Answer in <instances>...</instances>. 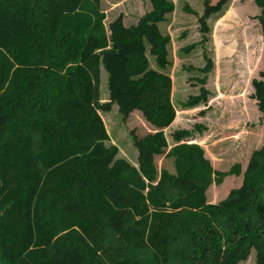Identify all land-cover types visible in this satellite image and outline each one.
I'll use <instances>...</instances> for the list:
<instances>
[{"label":"trees","instance_id":"trees-1","mask_svg":"<svg viewBox=\"0 0 264 264\" xmlns=\"http://www.w3.org/2000/svg\"><path fill=\"white\" fill-rule=\"evenodd\" d=\"M99 1L0 0V264H239L251 252L264 264V145L245 169L224 171L198 143L180 142L186 129L169 147L176 109L161 26L175 5L128 0L126 12L106 14ZM231 1L204 0L197 43ZM255 3L264 32V0ZM105 62L123 116L136 110L152 126L131 130L136 165L99 113L111 109L99 96ZM211 68L208 59L199 70ZM205 80L182 107L207 102ZM252 87L264 112V63ZM229 175L241 184L207 202L208 187Z\"/></svg>","mask_w":264,"mask_h":264},{"label":"rangeland","instance_id":"rangeland-1","mask_svg":"<svg viewBox=\"0 0 264 264\" xmlns=\"http://www.w3.org/2000/svg\"><path fill=\"white\" fill-rule=\"evenodd\" d=\"M170 1L175 9L169 22L162 24L161 30L171 37V65L165 73L172 79L176 115L175 124L165 130L166 137L171 144L174 142L173 132L186 129L189 135L181 141L200 143L214 169L228 170L235 162L245 169L252 151L264 145V112L258 110L252 97V79L259 76L264 63V32L257 21L260 8L255 0H232L206 21V40L197 43L204 36L199 22L204 0ZM209 1L210 5L217 2ZM128 5H131L128 0L99 1L100 11L106 14L117 9L126 12ZM192 44L197 46L189 52L183 51ZM114 56L118 60L123 59L119 53ZM208 59L212 62L211 71L203 73L199 69L206 66ZM151 64L158 69L152 61ZM111 68L106 62L100 67V101H111V109L99 110V113L110 142L117 145L120 156L136 163L138 153L131 130L140 135L152 131V126L136 110H127L130 111L129 116H123L119 101L111 98L108 83ZM204 76V86L210 92L207 102L182 107L181 102L200 92L202 83L199 80ZM118 87L122 92V89L126 90L124 84ZM157 163H160L159 158ZM241 179V176H230L220 184H211L207 190V202L222 200L230 189L241 184ZM239 264H254V253L251 252Z\"/></svg>","mask_w":264,"mask_h":264},{"label":"crops","instance_id":"crops-1","mask_svg":"<svg viewBox=\"0 0 264 264\" xmlns=\"http://www.w3.org/2000/svg\"><path fill=\"white\" fill-rule=\"evenodd\" d=\"M175 119V118H174ZM175 124V120H173V122L169 125V126H167L166 128H164V133H165V130H167V128H171L173 125ZM189 135V134H188ZM165 136H166V134H165ZM186 137H188V136H185V137H183V138H186ZM167 138V137H166ZM182 138V139H183ZM181 139V140H182ZM180 140V142H188V143H190V141H181ZM167 141H168V139H167ZM177 143V141L176 140H174V142H172L171 144L169 143V141H168V145H169V147H171L172 145H174V144H176ZM195 143H197V142H195ZM199 145H201L200 143H198ZM202 146V145H201ZM203 147V146H202ZM206 156V155H205ZM207 157V156H206ZM208 158V157H207ZM160 159V163L158 164V165H160L161 164V161H162V158H159ZM134 162V161H133ZM132 162V163H133ZM134 165L136 164L135 162L133 163ZM230 176H233V175H229V176H226V177H230ZM235 177H237V176H235ZM210 187V186H209ZM209 187H208V189H209ZM207 189V190H208ZM206 195H207V192H206Z\"/></svg>","mask_w":264,"mask_h":264}]
</instances>
